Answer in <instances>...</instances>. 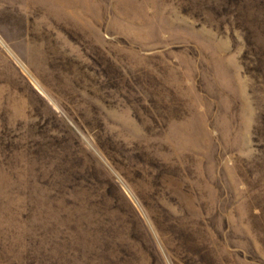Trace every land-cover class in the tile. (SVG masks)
<instances>
[{"label":"rangeland","instance_id":"obj_1","mask_svg":"<svg viewBox=\"0 0 264 264\" xmlns=\"http://www.w3.org/2000/svg\"><path fill=\"white\" fill-rule=\"evenodd\" d=\"M0 264H264V0H0Z\"/></svg>","mask_w":264,"mask_h":264}]
</instances>
